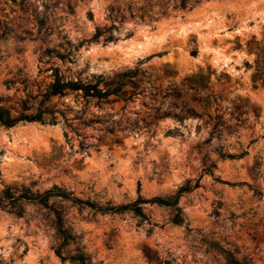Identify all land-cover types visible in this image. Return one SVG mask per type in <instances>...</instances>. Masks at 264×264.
I'll list each match as a JSON object with an SVG mask.
<instances>
[{"label":"rangeland","instance_id":"obj_1","mask_svg":"<svg viewBox=\"0 0 264 264\" xmlns=\"http://www.w3.org/2000/svg\"><path fill=\"white\" fill-rule=\"evenodd\" d=\"M0 105V264H264V0H0Z\"/></svg>","mask_w":264,"mask_h":264},{"label":"trees","instance_id":"obj_2","mask_svg":"<svg viewBox=\"0 0 264 264\" xmlns=\"http://www.w3.org/2000/svg\"><path fill=\"white\" fill-rule=\"evenodd\" d=\"M96 83L93 84H87L83 83L79 80H61L60 77L55 73L53 80L47 85L46 87V94H55V93H61L64 92L65 90L69 89H80L84 94H94L96 96H104L108 94L110 91L107 89H100L95 87ZM93 88V90H89V88ZM18 119H36L39 121H51V118L46 119L45 117L42 116L41 112H33V113H19L16 116H11L8 109L5 108L4 106L0 105V122L6 125L12 124L13 122L17 121ZM53 193V190H47L42 194H30L28 197L30 199L36 200L38 202L45 203V198L50 194ZM78 200V199H77ZM177 200V194H174L172 196L168 197H162V196H154L150 199H143L140 197H137L133 202L131 203H125L122 205H104L103 207H99V209L103 211H121L123 209L129 208L133 210L135 213L142 215V211L140 209V206L137 204L139 202H144V201H150V202H155L157 204L161 205H168V206H175ZM80 201V200H79ZM177 208V207H175ZM172 221L179 223L181 221V216L178 212H175L172 215ZM54 227L57 233L61 235V241L58 243V247L56 249L57 253H59V247L62 242H64V238L66 237L65 230L62 228L61 220L58 215L55 216L54 220ZM212 245H215L214 243L211 242ZM227 262L232 263L234 260L232 257L228 256V254H224ZM64 257V256H62ZM72 259L76 260L79 264H85L84 258L81 254H77L76 257H71Z\"/></svg>","mask_w":264,"mask_h":264},{"label":"bare ground","instance_id":"obj_3","mask_svg":"<svg viewBox=\"0 0 264 264\" xmlns=\"http://www.w3.org/2000/svg\"><path fill=\"white\" fill-rule=\"evenodd\" d=\"M160 33H161V32H160ZM160 33H159V34H160ZM152 38H153V37H152Z\"/></svg>","mask_w":264,"mask_h":264}]
</instances>
